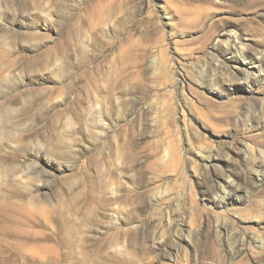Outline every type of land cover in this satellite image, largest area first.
I'll return each instance as SVG.
<instances>
[{
	"label": "rangeland",
	"instance_id": "374dc122",
	"mask_svg": "<svg viewBox=\"0 0 264 264\" xmlns=\"http://www.w3.org/2000/svg\"><path fill=\"white\" fill-rule=\"evenodd\" d=\"M0 264H264V0H0Z\"/></svg>",
	"mask_w": 264,
	"mask_h": 264
},
{
	"label": "bare ground",
	"instance_id": "6f19581e",
	"mask_svg": "<svg viewBox=\"0 0 264 264\" xmlns=\"http://www.w3.org/2000/svg\"><path fill=\"white\" fill-rule=\"evenodd\" d=\"M227 38H228V41L233 40V43L237 46V49H238L239 54H241V56H242V59H243L242 62L243 63H246L247 62V57L245 56V48L246 47L244 45H242V44L239 43L241 41L240 35L238 33L234 32V33H231V35L229 37H227ZM237 43H239V44H237ZM256 64L259 65L258 68L260 69L261 68V65H260L259 59H258V61L254 62V65H256ZM236 236L239 238L238 235H236ZM240 245H241V243H240ZM239 250H240V248H239ZM239 252H241V250Z\"/></svg>",
	"mask_w": 264,
	"mask_h": 264
}]
</instances>
